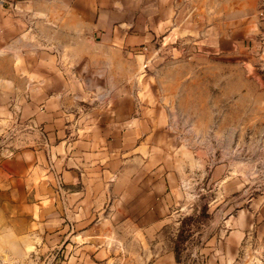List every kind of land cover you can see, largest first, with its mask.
Segmentation results:
<instances>
[{"label":"rangeland","instance_id":"obj_1","mask_svg":"<svg viewBox=\"0 0 264 264\" xmlns=\"http://www.w3.org/2000/svg\"><path fill=\"white\" fill-rule=\"evenodd\" d=\"M0 176L44 264H264V0H0Z\"/></svg>","mask_w":264,"mask_h":264},{"label":"crops","instance_id":"obj_2","mask_svg":"<svg viewBox=\"0 0 264 264\" xmlns=\"http://www.w3.org/2000/svg\"><path fill=\"white\" fill-rule=\"evenodd\" d=\"M3 164V169L7 173H10L9 168L18 170L24 167V161L20 163L19 159H7L3 161ZM22 188L14 185L13 182L3 184L2 176H0V256L13 261L11 264H44L42 257L46 252L45 236L39 231L31 230V223L39 222L35 221V214L31 220L29 201L24 199ZM85 198L83 203L86 204L88 211L90 195H86ZM86 234L88 236L91 233ZM105 252V248H100L98 257L101 255L103 259ZM78 253H81L82 259L86 258L85 264H95L90 256L93 255L91 247L86 246ZM71 264L80 263L76 260Z\"/></svg>","mask_w":264,"mask_h":264}]
</instances>
